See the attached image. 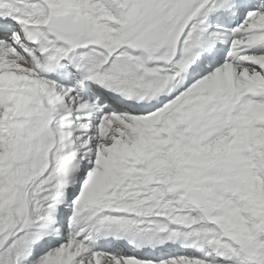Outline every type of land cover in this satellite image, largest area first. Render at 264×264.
I'll return each mask as SVG.
<instances>
[{"label":"snow or ice","instance_id":"6c2138e0","mask_svg":"<svg viewBox=\"0 0 264 264\" xmlns=\"http://www.w3.org/2000/svg\"><path fill=\"white\" fill-rule=\"evenodd\" d=\"M0 264H264V0H0Z\"/></svg>","mask_w":264,"mask_h":264}]
</instances>
